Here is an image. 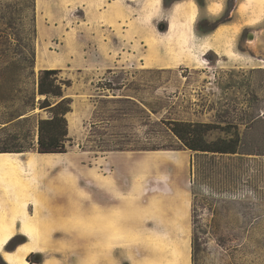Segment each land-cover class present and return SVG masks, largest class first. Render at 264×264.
Instances as JSON below:
<instances>
[{
  "label": "rangeland",
  "instance_id": "obj_1",
  "mask_svg": "<svg viewBox=\"0 0 264 264\" xmlns=\"http://www.w3.org/2000/svg\"><path fill=\"white\" fill-rule=\"evenodd\" d=\"M177 1L183 0H159L152 10L148 0H0V152L15 155L23 149L22 163H40L16 172V190L9 177L3 179L20 214L40 233L34 254L54 261L45 264H95L94 256L100 264V248L109 250L115 264H129L130 245L150 255L174 250L170 236L178 223L184 233L177 237L190 261L192 239H197L194 264H264V0H246L253 16L245 14L243 0H222L221 13L208 21L201 9L187 44L191 64L156 69L149 60L158 56L165 58L163 66L173 58H189L182 43L161 37ZM105 9L127 13L118 17L117 30L129 59L93 80L81 79L67 66L50 69L59 71L58 80L71 83L62 86L72 99L66 116L69 140L63 154H38L37 121L47 117L38 108L43 99L36 94L38 67L61 65L64 48L75 55L81 35ZM219 19L226 26L221 35L201 40ZM139 39L146 44L144 64L133 56ZM206 44L228 48V57L213 51L203 55ZM171 122L236 132L238 152L254 155H215L221 175L196 181L190 162L200 153L181 145L169 130ZM230 134L211 131L207 141ZM95 207L106 213L95 216ZM12 222L16 244L28 241L21 220ZM18 227L22 235H16Z\"/></svg>",
  "mask_w": 264,
  "mask_h": 264
},
{
  "label": "crops",
  "instance_id": "obj_2",
  "mask_svg": "<svg viewBox=\"0 0 264 264\" xmlns=\"http://www.w3.org/2000/svg\"><path fill=\"white\" fill-rule=\"evenodd\" d=\"M221 1L222 0H203L202 4L199 6L197 5L196 0H187V1L183 0L179 2L177 1L174 4H172L170 7L171 8L170 9L171 10V20L169 22V25L166 27L168 28V30L166 33H163L161 37H164L168 42L175 39L179 41L180 43H182L181 44L182 48L187 49L186 55L189 58H187L186 60L182 57H179L176 60L175 58H173L174 62L165 63L166 66H163L165 58L162 57L163 55H161V57L158 56L155 59L149 60V63H150L149 66L151 65L152 67L156 69H162V68L172 67L178 64H184V65L191 64L192 61L190 60V56L192 55V53H191V49L189 48L190 46L188 47L187 44H188V41L192 42V35L194 34V30L192 29V24L195 22L197 14L199 13L201 9L204 10L205 12L204 20L208 21V19L218 16L221 13ZM243 1H244L243 3L246 4L245 7L249 11L245 14L249 16L255 15V14L250 13L251 8L247 7L248 4L246 0H243ZM148 3L150 5L148 8L155 10L159 4V0H154V3H151L148 0ZM111 4L112 3H107L108 6H111ZM241 4L238 6L237 11H240V7L242 6ZM177 6H179V8L178 10H175V7ZM121 16L127 18V13L123 9L118 12L115 9L103 10L101 13H99V17H100L99 20H95V22L91 25L90 28L86 26L88 29L85 30L86 32H84L83 35H81L82 37L81 39H79V44L76 48L77 53L75 55L68 54L66 48H64L63 50L64 54H62L61 61H60L62 63L61 65L50 66L51 64L46 62L42 66H39L38 69L39 70L60 69L62 66H67L71 70H75L76 74H78L81 77V79L93 80V77H95V75H100L102 72L113 71L115 69H118L119 66L122 68L123 66L126 65V63L124 62V59H129V58L124 57L123 50L127 52V49L129 48L128 46H125L126 40L123 39L124 37L119 38L118 36L117 29H118V26L121 25L118 17H121ZM171 24L174 25L173 30H170ZM224 27L226 26L222 24H218L215 27V29L211 31V33H203L200 39L204 40L207 37H209V35H211L212 33L213 34L217 33V35H221L219 33L220 32L222 33V28ZM120 29L126 30V29H123V27L121 26H120ZM122 36H125V35H122ZM83 39L86 41L84 46L81 44V40ZM154 41H153L154 42L153 44L156 48L159 45V41L158 40H154ZM119 42H121V44H119ZM130 45L131 43L129 42V46ZM133 46L136 49L134 50V53H133V56L135 57L136 61L139 64H144L145 63L144 57L147 51V49L145 48L146 44L144 42H141L140 40L138 44H133ZM227 50L228 48L219 49L217 47L214 48L210 44H206L204 52L202 54L205 55V53L209 51H213L217 55L228 57ZM202 60L204 59H200V62H202ZM23 154L26 155L25 153ZM22 160L24 159L22 158ZM26 207H25V211L27 213ZM95 208H96V211L94 212L95 216L98 214L104 215V213H106L102 209H99L97 207ZM180 220L183 221V218H181ZM174 229L176 230L174 231L175 235L170 236L171 239L172 237H174L173 239H175L174 250L173 248L169 250L162 249L160 251L153 252V254L150 255L149 251L148 253H145L143 250H137L136 252V250L134 251L132 246L130 245V248L127 249L128 250L127 251L128 263L129 264H191L189 250L186 247H182V243H181L182 238L177 237L179 236V234L184 233L181 223H178L177 225H175ZM21 233L18 227L16 230V235L17 234L22 235ZM183 245L185 244L183 243ZM14 250L7 251V252H13ZM102 250L103 248H100V251L104 254L103 256L104 261H101L100 264H115V261H110V259L107 256L109 250L108 249H104L103 251ZM34 253L35 251H30L27 254V256L30 254H34ZM27 256L24 257L25 260ZM94 260H95V264H98V259L96 256H94ZM46 261H49V263H54L53 260H46ZM44 262L42 261L40 264H45Z\"/></svg>",
  "mask_w": 264,
  "mask_h": 264
},
{
  "label": "trees",
  "instance_id": "obj_3",
  "mask_svg": "<svg viewBox=\"0 0 264 264\" xmlns=\"http://www.w3.org/2000/svg\"><path fill=\"white\" fill-rule=\"evenodd\" d=\"M201 5L203 0H197ZM221 19L216 20L213 25H218ZM58 70H41L39 71L38 80L36 84V94L43 99L39 100V110L46 113V118H39L37 121V140L35 151L38 154H63L66 152V143L68 142V122L66 116L72 112V99L63 95L62 86L70 87L71 83L67 80L65 82L58 80ZM36 108H32L35 110ZM169 130L174 137L186 149L200 153L194 160L190 162V171L195 177L196 181H209L221 175V169L217 161H214L215 155H254L247 153H239L238 147L240 138L235 132L230 134L218 126L208 123H191V122H171ZM221 130L229 137L217 139L209 142L207 138L211 131ZM23 149L15 151L14 153H22ZM4 153V152H0ZM208 154H211L209 157ZM14 236L7 242L5 248L9 251L12 244H16ZM197 239H192V255L191 261L194 264V252ZM23 244V243H22ZM21 244H16L15 248ZM4 248V249H5ZM34 260H26L30 264H40L42 258L40 255L34 254Z\"/></svg>",
  "mask_w": 264,
  "mask_h": 264
},
{
  "label": "bare ground",
  "instance_id": "obj_4",
  "mask_svg": "<svg viewBox=\"0 0 264 264\" xmlns=\"http://www.w3.org/2000/svg\"><path fill=\"white\" fill-rule=\"evenodd\" d=\"M41 155L49 158L56 157V154ZM21 156L22 153L15 155L0 154V176L2 178L0 180V191L4 193V195L0 197V207H5L4 211H0V255L7 264H30L24 259V257H26L30 251H36L39 249L35 239L41 237L40 233L36 231V228L35 230L31 228V222L27 221L26 218L20 214L21 207L14 201L16 200V197L10 188L11 186H9L6 183L7 181L3 179L4 177H9L10 181L12 180V183L10 184L15 188L14 190H16L15 183H13L15 182L16 172L23 166L31 168L40 165L36 159H28L25 163H22ZM17 218L22 222L20 228L22 234L28 237L29 240L18 246L13 253H6L3 248L8 240L14 236L12 219Z\"/></svg>",
  "mask_w": 264,
  "mask_h": 264
},
{
  "label": "flooded vegetation",
  "instance_id": "obj_5",
  "mask_svg": "<svg viewBox=\"0 0 264 264\" xmlns=\"http://www.w3.org/2000/svg\"><path fill=\"white\" fill-rule=\"evenodd\" d=\"M5 250H7V247L5 248ZM5 252H7V251H5ZM8 253H13V252H8ZM0 259H1V257H0ZM4 261H5V260H4ZM4 261L1 259V260H0V264H5Z\"/></svg>",
  "mask_w": 264,
  "mask_h": 264
},
{
  "label": "water",
  "instance_id": "obj_6",
  "mask_svg": "<svg viewBox=\"0 0 264 264\" xmlns=\"http://www.w3.org/2000/svg\"><path fill=\"white\" fill-rule=\"evenodd\" d=\"M159 30H163L161 27H159Z\"/></svg>",
  "mask_w": 264,
  "mask_h": 264
}]
</instances>
